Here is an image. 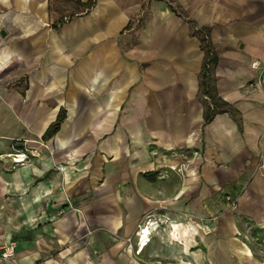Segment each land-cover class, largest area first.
<instances>
[{
	"label": "crops",
	"instance_id": "obj_1",
	"mask_svg": "<svg viewBox=\"0 0 264 264\" xmlns=\"http://www.w3.org/2000/svg\"><path fill=\"white\" fill-rule=\"evenodd\" d=\"M89 1L0 0V141L40 152L34 239L0 264H235V215L264 226V0ZM189 20L210 31V82L239 122L205 123Z\"/></svg>",
	"mask_w": 264,
	"mask_h": 264
},
{
	"label": "rangeland",
	"instance_id": "obj_2",
	"mask_svg": "<svg viewBox=\"0 0 264 264\" xmlns=\"http://www.w3.org/2000/svg\"><path fill=\"white\" fill-rule=\"evenodd\" d=\"M147 16L148 14L145 13L144 21ZM0 142V251L12 244H15L16 250L15 242L19 239L24 238L31 240V242L33 241L34 238L32 239L33 236L30 234L31 228L29 227L30 225H34L32 227L38 225L37 190L38 156L40 152L38 151V145L31 144L24 138L7 141V144H2L3 141ZM22 154L26 155L25 161L15 162V160L22 159L17 157ZM231 208L230 210L234 212V215L237 214L236 209ZM235 218L238 221L235 230V241L241 247V254L235 252V256H237L235 264H264V226L256 220L247 217L246 214L241 218L239 215H235ZM148 221L150 220H144L143 224ZM166 222L168 221L163 218L153 221L155 223V230L153 231L155 232H152V235L157 234ZM26 225L29 227H26ZM195 227L203 235L214 234L212 229L203 223L196 222ZM148 228L145 232L150 235V229L148 230ZM98 232L107 233L113 238H119L110 231L101 228L92 229L90 234L89 232L87 234L92 235ZM136 234L134 239L132 238L134 243L133 251L137 249ZM5 238L8 239V242L3 244ZM128 246L127 243V251H129ZM92 254L94 257L99 256L97 253L94 255L92 252Z\"/></svg>",
	"mask_w": 264,
	"mask_h": 264
},
{
	"label": "trees",
	"instance_id": "obj_3",
	"mask_svg": "<svg viewBox=\"0 0 264 264\" xmlns=\"http://www.w3.org/2000/svg\"><path fill=\"white\" fill-rule=\"evenodd\" d=\"M96 1L97 0H90L87 4L83 5L86 12L94 8ZM188 23L192 29L191 36L200 42L201 51L204 53V62L200 77V95L206 98L210 103L204 111L205 123H211L217 115L222 114H229L236 122H239L238 113L234 111L228 103L222 101V99L218 97L210 82L211 74L219 62L218 55L211 41L210 31L208 29H198L193 21L189 20ZM63 121L64 112L61 111L56 123L49 128L44 139L50 140L53 138L59 132Z\"/></svg>",
	"mask_w": 264,
	"mask_h": 264
},
{
	"label": "built area",
	"instance_id": "obj_4",
	"mask_svg": "<svg viewBox=\"0 0 264 264\" xmlns=\"http://www.w3.org/2000/svg\"><path fill=\"white\" fill-rule=\"evenodd\" d=\"M252 66H253L255 69H258V68H259V63H258V62H255ZM17 157H21V158L23 159V162H24L25 159H26V155H25V154L19 155V156H17ZM16 161H17V160H15V162H16ZM146 224H147V225H148V224H154V225H155V223L150 222V221L146 222ZM146 224H145V225H146ZM138 228H139V231L137 232L136 237H137V236L139 237V233L141 232V228H142V227L139 226ZM152 232H153V230H151V235H152ZM151 235H150V237H151ZM138 237H137V243H136V247H137L136 254H140V253L142 252V247L139 246V244L141 243V238H139V240H138ZM127 243H128V245H129V246H128V247H129V250H133V249H134V243L132 242V240H131V239H128ZM0 252H1V253H0V256H1V258H2L3 260H6V261L11 260V259L14 257V254H15V244L9 245V246H7V247L1 249Z\"/></svg>",
	"mask_w": 264,
	"mask_h": 264
},
{
	"label": "bare ground",
	"instance_id": "obj_5",
	"mask_svg": "<svg viewBox=\"0 0 264 264\" xmlns=\"http://www.w3.org/2000/svg\"><path fill=\"white\" fill-rule=\"evenodd\" d=\"M22 161H23V159H20V160H17L16 162L20 163ZM147 228H148V230L150 229V235H151V230H155L154 224H148V225L146 224V225L142 226L141 232L139 233V237L137 236L138 240H139V238H141V243L139 244V246H141L142 249L145 248L146 245H148L150 240H151L149 233L145 232L147 230Z\"/></svg>",
	"mask_w": 264,
	"mask_h": 264
}]
</instances>
